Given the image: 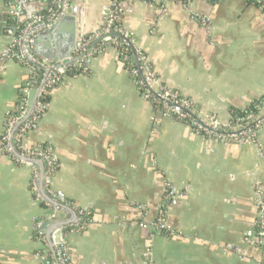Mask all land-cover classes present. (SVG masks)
I'll use <instances>...</instances> for the list:
<instances>
[{
    "label": "crops",
    "instance_id": "1",
    "mask_svg": "<svg viewBox=\"0 0 264 264\" xmlns=\"http://www.w3.org/2000/svg\"><path fill=\"white\" fill-rule=\"evenodd\" d=\"M115 2L119 25L161 83L203 113L224 124L264 95V11L249 0H72L68 21L52 38L33 39L32 49L58 58L73 23L76 41ZM9 14L0 1V53ZM86 65L51 91L27 137L53 148L51 190L74 209L45 220L43 231L81 224L66 232L71 263L264 264V251L245 239L257 220L252 180L264 196V127L257 143L204 138L151 106L113 43ZM26 77L15 62L0 74V134ZM30 179V166L0 155V264H37L42 243L33 227L44 209ZM165 183L173 197L161 207Z\"/></svg>",
    "mask_w": 264,
    "mask_h": 264
},
{
    "label": "built area",
    "instance_id": "2",
    "mask_svg": "<svg viewBox=\"0 0 264 264\" xmlns=\"http://www.w3.org/2000/svg\"><path fill=\"white\" fill-rule=\"evenodd\" d=\"M0 1L10 7L3 29L6 44L0 53V74L11 62L21 65L27 73L17 105L5 117L4 128L0 134V155L31 168L29 187L33 197L44 209L43 216L35 221L33 227L35 239L42 243V248L36 253L37 264H73L69 260L65 237L67 231L75 227L78 229L81 224L78 221L66 222L53 227L47 234L43 231L41 225L45 220L55 221L64 209H74L70 201L57 197L51 190V179L58 167L53 148L48 143L31 146L27 143V137L39 128L51 91L68 76L87 73V58L100 52L105 44L113 43L117 46L137 89L155 109L182 121L204 138L224 143H257L258 135L264 127V97L224 124L213 115L203 113L193 100L161 83L142 48L135 45L133 39L119 25L116 2L95 30L75 41L67 56L52 58L37 54L32 49V41L46 34L61 19L71 15L72 0ZM31 1L38 6L29 8ZM251 1L264 11V0ZM111 32L119 35L111 36ZM98 37L101 39L92 46L91 43ZM252 182L256 195L257 220L255 228L245 232V239L264 251V196L256 181ZM169 186L165 183L166 192L161 200V207H165L173 197ZM162 211L160 209L157 223L162 221ZM79 214L84 215V212L79 210Z\"/></svg>",
    "mask_w": 264,
    "mask_h": 264
},
{
    "label": "water",
    "instance_id": "3",
    "mask_svg": "<svg viewBox=\"0 0 264 264\" xmlns=\"http://www.w3.org/2000/svg\"><path fill=\"white\" fill-rule=\"evenodd\" d=\"M68 18H69V16H68V17H64V18L61 19L59 22H57V23L51 28V30H49V31L47 32V33H48V36H49L50 38H52L53 36H55V34L57 33V31H59L60 28L63 26V23H64L65 21H68V20H67ZM71 22H73V19L71 20ZM73 24H74V23H73ZM73 24L71 25V30L69 31V33L67 34V36H66L65 39H64V43H65V45L67 46V47H66L67 51H66L65 53H60V54L58 55V58H64L65 56H67L69 50H70V49L74 46V44H75V29L72 28V27H73ZM110 35H111V36H113V35H117V36H118L119 33L111 32ZM40 37H41V36H40ZM37 38H39V37H37ZM100 39H101V37H98L97 39H95V40L91 43V45H92V46L95 45ZM29 97H30V99L32 98V92L30 93ZM158 111H160V110H158ZM45 225H47V222H46Z\"/></svg>",
    "mask_w": 264,
    "mask_h": 264
},
{
    "label": "trees",
    "instance_id": "4",
    "mask_svg": "<svg viewBox=\"0 0 264 264\" xmlns=\"http://www.w3.org/2000/svg\"><path fill=\"white\" fill-rule=\"evenodd\" d=\"M249 1H251V0H249ZM263 97H264V96H262V97L258 98L257 100H255V101H254L253 103H251L246 109L250 108L254 103L260 101V99H262ZM246 109H245V110H238V111H237L238 113L236 112L237 115L244 113V112L246 111Z\"/></svg>",
    "mask_w": 264,
    "mask_h": 264
}]
</instances>
